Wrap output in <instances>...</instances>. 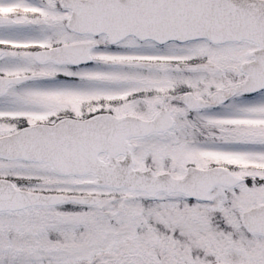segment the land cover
<instances>
[{
	"label": "snow or ice",
	"instance_id": "1",
	"mask_svg": "<svg viewBox=\"0 0 264 264\" xmlns=\"http://www.w3.org/2000/svg\"><path fill=\"white\" fill-rule=\"evenodd\" d=\"M0 264H264V0H0Z\"/></svg>",
	"mask_w": 264,
	"mask_h": 264
}]
</instances>
